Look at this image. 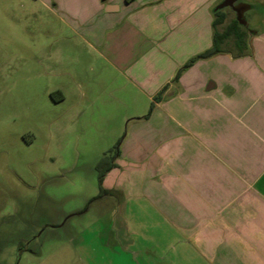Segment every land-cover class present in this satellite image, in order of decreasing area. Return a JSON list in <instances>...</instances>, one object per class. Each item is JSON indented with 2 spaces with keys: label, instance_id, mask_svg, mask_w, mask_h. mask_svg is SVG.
Wrapping results in <instances>:
<instances>
[{
  "label": "crops",
  "instance_id": "0c3cea01",
  "mask_svg": "<svg viewBox=\"0 0 264 264\" xmlns=\"http://www.w3.org/2000/svg\"><path fill=\"white\" fill-rule=\"evenodd\" d=\"M47 1L134 94L160 95V124L120 145L98 198L124 263L264 264V15L242 54L232 37L198 58L236 19L213 26L222 0Z\"/></svg>",
  "mask_w": 264,
  "mask_h": 264
},
{
  "label": "rangeland",
  "instance_id": "374dc122",
  "mask_svg": "<svg viewBox=\"0 0 264 264\" xmlns=\"http://www.w3.org/2000/svg\"><path fill=\"white\" fill-rule=\"evenodd\" d=\"M41 1L0 0V264H128L96 165L158 110ZM241 1L254 29L264 0Z\"/></svg>",
  "mask_w": 264,
  "mask_h": 264
},
{
  "label": "trees",
  "instance_id": "16d2710c",
  "mask_svg": "<svg viewBox=\"0 0 264 264\" xmlns=\"http://www.w3.org/2000/svg\"><path fill=\"white\" fill-rule=\"evenodd\" d=\"M129 1V0H126ZM216 19L213 21V26L216 27L217 25L222 24L225 19H226V13L225 10H219L215 13ZM247 32L244 27L240 26L236 19H232L231 22L223 29V31L218 32L215 31L213 35V42H212V47L200 55L198 58H207L213 54L219 53L221 51V48L223 44L229 39V38H234L236 47L238 49L239 54L243 53V50L245 49V38H246ZM193 62V61H191ZM160 95H157L153 98V101L150 106V112L152 111L154 104L159 102ZM148 116H145L144 118H147ZM115 150L109 151L111 152V155H104L103 158L99 160V162L96 165V171H97V176H98V184L100 187V193L94 197L92 200H96L103 195L106 194V191L103 189L102 184L103 180L108 172H110L114 167H115V159L119 156L120 154V142H118L115 146Z\"/></svg>",
  "mask_w": 264,
  "mask_h": 264
},
{
  "label": "water",
  "instance_id": "95a60500",
  "mask_svg": "<svg viewBox=\"0 0 264 264\" xmlns=\"http://www.w3.org/2000/svg\"><path fill=\"white\" fill-rule=\"evenodd\" d=\"M231 9L235 13L236 21L244 28L248 27L245 13L253 8L241 0H222L215 8L216 11L223 9Z\"/></svg>",
  "mask_w": 264,
  "mask_h": 264
}]
</instances>
